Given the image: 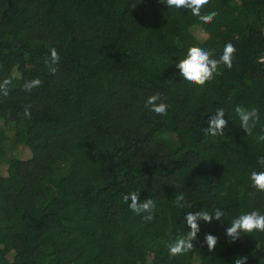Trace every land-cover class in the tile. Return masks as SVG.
I'll return each mask as SVG.
<instances>
[{
  "label": "trees",
  "instance_id": "trees-1",
  "mask_svg": "<svg viewBox=\"0 0 264 264\" xmlns=\"http://www.w3.org/2000/svg\"><path fill=\"white\" fill-rule=\"evenodd\" d=\"M211 11L202 24L159 0H0V82L11 79L0 98V264H264V232L225 235L238 215L264 214L249 180L264 170V0H210ZM228 42L231 70L202 88L179 76L188 47L218 58ZM53 47L55 75L44 62ZM34 78L41 86L25 92ZM154 93L167 115L145 106ZM237 105L259 109L252 136ZM220 107L224 135L205 136ZM136 190L155 203L151 222L123 201ZM180 193L192 209L175 207ZM201 208L225 216L201 221L194 249L170 257L184 214ZM206 233L218 237L212 252Z\"/></svg>",
  "mask_w": 264,
  "mask_h": 264
},
{
  "label": "clouds",
  "instance_id": "clouds-1",
  "mask_svg": "<svg viewBox=\"0 0 264 264\" xmlns=\"http://www.w3.org/2000/svg\"><path fill=\"white\" fill-rule=\"evenodd\" d=\"M165 4L167 8L184 9L190 11L191 14L202 23L208 24L218 15L216 11L204 12V9L210 4V0H159ZM236 52L235 46L228 42L223 48L222 54L216 58L213 49H206L198 46H190L186 50L183 58L175 63V67L179 70V76L190 85L203 87L206 82L214 79L215 76L222 75L221 66L228 70L233 67V57ZM60 61L57 50L53 47L49 50V55L45 58V64L48 65L49 72L53 75L57 72L56 65ZM38 78L26 81L23 85L25 92H31L34 88L41 86ZM11 79H5L0 82V98L9 95ZM145 106L150 111L159 116L167 115L169 105L163 101L160 93H154L146 100ZM31 105H25L23 116L31 118ZM234 112L239 120V126L248 136L253 135V129L259 121V109L256 107L245 108L237 105ZM225 109L217 108L207 121L208 126L203 129L205 136H222L224 129L227 127L228 119H225ZM258 142H264V134L256 135ZM257 163L264 167V156H260ZM250 187L259 192H264V170H253L249 173ZM123 201L128 204L129 209L137 215L145 214L142 219L151 222L154 219L155 203L152 199L140 200V191H130L123 195ZM175 207L192 209V205L187 203L183 193L176 195ZM225 212L216 208L211 212L207 209H199L195 212L187 211L184 214V223L188 231L177 236L174 240L166 244L170 257L183 255L194 249L193 241L197 239L200 232V222L211 223L213 219L222 222ZM253 232H264V214L258 210H252L242 213L233 218L229 226L225 229V235L229 242H235L242 235L251 234ZM218 243V237L206 233L204 236V244H206L209 252L214 251ZM247 257L239 256L234 260V264H246Z\"/></svg>",
  "mask_w": 264,
  "mask_h": 264
},
{
  "label": "rangeland",
  "instance_id": "rangeland-1",
  "mask_svg": "<svg viewBox=\"0 0 264 264\" xmlns=\"http://www.w3.org/2000/svg\"><path fill=\"white\" fill-rule=\"evenodd\" d=\"M163 31L167 30V28H162ZM200 30L197 29V32H199ZM201 34V32H199ZM19 155H20V158L25 160V159H28L29 158V151L25 148H22L20 149L19 151ZM25 165H23L21 167V171L24 170L26 167H27V163H24Z\"/></svg>",
  "mask_w": 264,
  "mask_h": 264
}]
</instances>
